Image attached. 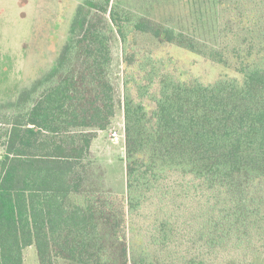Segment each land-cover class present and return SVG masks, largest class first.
I'll use <instances>...</instances> for the list:
<instances>
[{
	"label": "trees",
	"instance_id": "16d2710c",
	"mask_svg": "<svg viewBox=\"0 0 264 264\" xmlns=\"http://www.w3.org/2000/svg\"><path fill=\"white\" fill-rule=\"evenodd\" d=\"M217 6L215 44L111 0L77 7L54 66L0 105V264L32 246L39 264H264V0ZM110 31L132 70L121 102ZM164 46L233 76L185 78ZM120 107L123 198L90 160Z\"/></svg>",
	"mask_w": 264,
	"mask_h": 264
},
{
	"label": "rangeland",
	"instance_id": "374dc122",
	"mask_svg": "<svg viewBox=\"0 0 264 264\" xmlns=\"http://www.w3.org/2000/svg\"><path fill=\"white\" fill-rule=\"evenodd\" d=\"M86 0H0V105L14 102L21 91L29 88L56 63L67 41L69 27L78 6ZM133 13L149 17L159 23L182 29L209 44L217 42L218 0H111ZM106 17V16H105ZM112 66L109 80L116 99L121 102L123 77L132 70L123 63L120 43L114 31L109 32ZM156 56L171 59L174 70L185 78L212 84L222 76L231 77L219 66L188 55L171 46L154 50ZM0 112V157L8 126ZM116 133L118 141H113ZM124 131L121 107L110 127L98 134L92 143L90 160L106 172L107 191L124 197L125 163ZM128 231V230H127ZM129 237V236H128ZM24 264H39L35 248L23 252ZM55 264H69L58 260Z\"/></svg>",
	"mask_w": 264,
	"mask_h": 264
},
{
	"label": "built area",
	"instance_id": "2783aa9c",
	"mask_svg": "<svg viewBox=\"0 0 264 264\" xmlns=\"http://www.w3.org/2000/svg\"><path fill=\"white\" fill-rule=\"evenodd\" d=\"M112 136H113V141H114V142H117V141H118V136H117V134L114 133Z\"/></svg>",
	"mask_w": 264,
	"mask_h": 264
},
{
	"label": "water",
	"instance_id": "95a60500",
	"mask_svg": "<svg viewBox=\"0 0 264 264\" xmlns=\"http://www.w3.org/2000/svg\"><path fill=\"white\" fill-rule=\"evenodd\" d=\"M123 155H124V153H123Z\"/></svg>",
	"mask_w": 264,
	"mask_h": 264
}]
</instances>
